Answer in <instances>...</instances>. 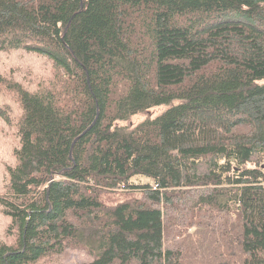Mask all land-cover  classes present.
I'll list each match as a JSON object with an SVG mask.
<instances>
[{
  "label": "trees",
  "instance_id": "1",
  "mask_svg": "<svg viewBox=\"0 0 264 264\" xmlns=\"http://www.w3.org/2000/svg\"><path fill=\"white\" fill-rule=\"evenodd\" d=\"M0 54V264H264V0H0Z\"/></svg>",
  "mask_w": 264,
  "mask_h": 264
},
{
  "label": "rangeland",
  "instance_id": "2",
  "mask_svg": "<svg viewBox=\"0 0 264 264\" xmlns=\"http://www.w3.org/2000/svg\"><path fill=\"white\" fill-rule=\"evenodd\" d=\"M3 55V57H1ZM6 62V55L0 54V63L4 64ZM41 65L39 66V68ZM37 68V67H36ZM164 107H157L155 112L162 110ZM144 114H139L133 116L131 119L132 122H137L144 118ZM124 123V122H121ZM18 145V138L14 131L13 126L7 125L4 121L0 119V179H2L5 175V164L13 161V148ZM133 182L141 183V182H148L150 179L145 176L136 175L131 178ZM104 201L108 204H114L119 201H123L128 199L133 195H139L137 192H129L125 190H120L117 188L115 190H107L104 191ZM7 218L0 216V241L4 240L5 237L3 235L5 226H6ZM192 231V229H191ZM89 259L88 254L79 248L70 249L59 256L57 259L54 260L53 264H80L82 261Z\"/></svg>",
  "mask_w": 264,
  "mask_h": 264
},
{
  "label": "water",
  "instance_id": "3",
  "mask_svg": "<svg viewBox=\"0 0 264 264\" xmlns=\"http://www.w3.org/2000/svg\"><path fill=\"white\" fill-rule=\"evenodd\" d=\"M75 140H76V138L73 140L72 144L74 143ZM72 144H71V147H72Z\"/></svg>",
  "mask_w": 264,
  "mask_h": 264
}]
</instances>
